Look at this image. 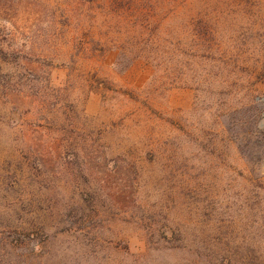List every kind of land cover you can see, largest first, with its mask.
<instances>
[{"label":"rangeland","instance_id":"obj_1","mask_svg":"<svg viewBox=\"0 0 264 264\" xmlns=\"http://www.w3.org/2000/svg\"><path fill=\"white\" fill-rule=\"evenodd\" d=\"M0 264H264V0H0Z\"/></svg>","mask_w":264,"mask_h":264}]
</instances>
